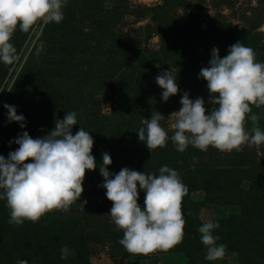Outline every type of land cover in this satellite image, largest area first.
I'll return each mask as SVG.
<instances>
[{"label": "rangeland", "instance_id": "374dc122", "mask_svg": "<svg viewBox=\"0 0 264 264\" xmlns=\"http://www.w3.org/2000/svg\"><path fill=\"white\" fill-rule=\"evenodd\" d=\"M185 12L191 14L193 19L185 23L169 42V46L184 54H178L179 59H176L177 56H172L171 52V58L162 56L160 60L156 57L153 60L152 52L162 50L161 31H169L172 17L183 19ZM63 17L60 23H51V27L50 23L36 25L28 32L17 30L12 35L13 39L18 34L20 39L18 43L11 39L15 59L8 64L0 63V155L7 158L8 152L18 147L9 142L22 131H27L32 138L39 137V133L34 136V129L44 130L43 119L49 115L45 104L51 105L53 101L51 91L53 93L61 85L63 92H81L84 96L83 106L99 107L101 111L102 118L98 124L103 125L104 137L101 140L99 137L94 138L95 148H105L109 154L114 149L116 152L120 149L117 167L110 172L116 173L122 167H128L138 172L156 174V166H168L169 156L172 158L175 153L181 154L184 162L176 171L182 182L189 186L182 200L186 207L181 209L185 219L183 239L167 250H156L148 254L127 252L118 243L122 231L107 215L112 202L102 198L105 197L103 192L101 195L97 192L102 189L98 185L102 184L103 178L99 169H94L89 175L94 177L92 181H97V184L84 183L85 189L78 200V203L87 201L84 210L78 203H74L66 213L53 210L42 216L37 223L25 221L22 225H15L8 223L9 209L5 201L0 200V264H18L21 259L27 260L28 264H242V261L246 264H264V252L258 251L264 240V145L246 146L239 152H222L212 147L201 151L189 146L185 151L178 152L172 142L168 141L165 147H157L150 153L136 134L142 126L141 120L158 111L163 115L159 122L161 127L168 136L172 135L174 114L171 113L181 107L179 82L186 85L191 83L188 82L190 78L193 81L195 75L198 78L200 69L208 66L213 46L222 57L227 55L230 45L241 41L255 55L264 57V0H67L63 7ZM198 24L208 30L217 27L221 36L201 41L199 34L195 33L199 29ZM235 29L243 32L240 37L234 34ZM70 31L75 32L74 36L79 35V32L84 36L79 35L76 40L66 44V34ZM112 40L121 44L119 52L115 54L108 49ZM128 50L130 54L124 53ZM140 51L147 57L150 67L138 61ZM94 54L97 55L94 57ZM255 58L264 62L261 58ZM70 59L81 66L82 70L91 71L94 76L92 86L88 81H76V74L80 76L81 69L75 72L72 82L71 79L65 80L68 78L67 73L62 75L63 72L58 69L62 65L68 67L69 64L65 62ZM125 61H135L154 80L161 71L170 67L173 73L177 72V94L164 102L161 100L162 89L157 84L154 90L144 83L134 87L124 86L120 79H115L111 84L106 80L111 65L116 66V78L126 73V66L121 67L123 63L126 64ZM187 62L193 65V72L188 73L184 64ZM180 65L182 71H185L184 75L179 73ZM104 70L107 73L102 89L101 85L98 86V78ZM23 85L25 88L20 99L13 100L11 95ZM122 86L126 89H120ZM193 90L185 91L190 99L197 96L203 98L206 110L218 106L210 101L206 81L202 78H199ZM146 92L149 93L145 99L148 105L142 106L144 101L140 98ZM5 103L14 105L17 114H23L24 129L17 122L6 121ZM252 112L260 117L258 127L264 130V106H252ZM39 115L41 118H38ZM128 120L132 123L127 124ZM245 127L251 129V122L246 121ZM77 130L78 126L73 125L72 134ZM131 138L134 143H128ZM128 145L139 148L134 149L133 153L125 151ZM124 154L132 162L122 163L120 160ZM199 169L203 173L200 171L198 175H192L191 170L197 172ZM93 188L95 197L89 192ZM143 197L144 193L138 189V203L141 205ZM98 202L101 204L98 205ZM209 220L219 223L222 237L227 241V244L224 242L223 257L216 261L205 260L203 244V250L193 255L187 253L193 247V239L196 244L201 242L196 239L200 237L197 229ZM258 221L263 223L259 224ZM257 222L260 226L255 224ZM59 226V233H66L67 241L70 240L68 233L81 234L78 259L75 254H71L73 251L62 260L60 256L52 255L42 247V243L48 240L46 236L52 233L55 235ZM258 232L262 233V237L257 241L255 234ZM64 246V243L58 244L59 249Z\"/></svg>", "mask_w": 264, "mask_h": 264}, {"label": "clouds", "instance_id": "9594fccd", "mask_svg": "<svg viewBox=\"0 0 264 264\" xmlns=\"http://www.w3.org/2000/svg\"><path fill=\"white\" fill-rule=\"evenodd\" d=\"M67 0H0V63L15 59L11 43L15 31L28 32L36 25L60 23ZM207 67H202L198 78L206 81L210 110L204 99H190L187 91L180 97L178 111H174L171 124L173 133L168 136L160 125L162 114L152 112L141 120L136 134L150 151L163 148L171 141L176 151L189 146L207 151L209 147L222 152H239L246 146L264 145V130L258 127L260 117L252 106H264V62L257 61L254 51L238 41L230 45L227 55L219 56L213 46ZM176 73L161 71L155 83L162 89L161 100L166 102L177 94ZM6 121L17 122L25 128V117L17 114L16 107L5 103ZM251 122V129L245 127ZM77 113L67 111L63 119H55L54 127L42 137L32 138L22 131L14 140L18 147L9 151L7 158L0 155V200L9 209L8 223L22 225L25 221L37 223L53 210L68 212L78 203L83 191L85 170L99 169L103 177L105 197L112 202L107 213L110 221L122 231L118 243L129 253L148 254L167 250L183 239V197L188 188L173 168L162 165L157 173H145L128 167L118 172L108 170L112 161L108 153L101 154L97 163L91 154L93 138L82 127L72 134L77 125ZM27 161V162H26ZM138 189L144 193L143 204L138 203ZM87 201L78 204L84 210ZM215 220L198 227L200 241L205 247V260L216 261L223 257L225 245L218 243ZM71 250L60 249V259H66ZM18 264H28L21 259Z\"/></svg>", "mask_w": 264, "mask_h": 264}, {"label": "trees", "instance_id": "16d2710c", "mask_svg": "<svg viewBox=\"0 0 264 264\" xmlns=\"http://www.w3.org/2000/svg\"><path fill=\"white\" fill-rule=\"evenodd\" d=\"M105 15H106V13H105ZM192 19L193 18H191V14H188V13L185 12L183 19H178L177 17L174 16L171 19V20H173V22L168 21V23L170 22V25H171V28H169V31H161V33H162L161 34V39H162L161 48H162V50L154 51V52L149 51V52H152L153 60H154L155 57H156L157 60H160V58L162 56H165L167 58H171V52H172V56H177L176 59H179V55L178 54H184L182 52L178 53L177 49L169 46L170 45L169 42H170V38L176 37V35H177L176 33L179 32V29L185 23L191 21ZM49 25L51 27V23ZM199 26H198L199 29L197 30L198 32L196 31L195 33L199 34V36L201 37L200 38L201 41L211 40V39H214V38L217 39V38H219L221 36L220 31L216 30L217 27H213V28H210V30H208V29H203L201 26L200 27ZM234 31H235L234 34H236L238 37H240L241 34L243 33V32L238 31L237 29H235ZM74 33H73V31H70L69 33L66 34L68 36L66 44H69L70 40H76L79 37V35L84 36L82 32H79L80 34L76 35V36H74ZM12 41H15L17 43L20 42L19 35L17 34L12 39ZM71 45L73 47L75 46V44H73V43ZM99 47L104 49L103 46H99ZM99 47H95V49L99 48ZM120 47H121V44L118 41L114 42L112 40L111 44L108 46V49L111 50L110 52H112V54H115V53L119 52L118 50L120 49ZM163 47H164V49H163ZM129 52L130 51L128 50V52L125 51L124 53L127 54ZM141 53L143 54V52L140 51V53L138 55V61L142 62L146 67H148L149 64L147 63V60H146L147 57H144ZM96 55L97 54H94L93 56L95 57ZM224 56L225 55H223L222 57H224ZM255 56L257 57V59L261 58L262 60H264V57L262 58V57H258L257 55H255ZM125 62H126V64L123 63L121 65V67L123 66V68L126 66V68H125L126 73L125 74H122V75H120V76L115 78V76H116L115 75L116 74V72H115L116 66L112 64L111 65L112 68H110V71H109V73H108V75L106 77V80L109 81L112 84L115 79L116 80L120 79L122 85L125 84L126 86L128 85L129 87H131V85H132V87H134V85H141V84L144 83V84H146V86H149V88H151L152 90L155 89V84L156 83H155L154 77H152V75L150 73L144 72L141 69V67H138V65L135 64V61H132L131 63H128L127 61H125ZM65 63L69 64L68 67H66L65 65H62V67L59 68L58 70H59V72H63L62 75H66V73H67L66 77H68L69 79L67 78L65 80L67 81V80L71 79L70 82H72V80L74 79V76H75V72H77V70H79V69L82 70V68H81V66L77 65V63H73L72 59H70L68 62H65ZM184 64L187 66L186 69L188 70V73H190L191 71L192 72L194 71L192 64H190L188 62L184 63ZM181 67H182L181 65H180V67H178L179 68V73L181 75H184L185 71H182ZM131 72H132L131 76L128 75ZM105 73H107L106 70L101 72L100 76L98 78V80H99V85L98 86L101 85L102 89H103V86L105 84V78H104ZM109 74H111V75H109ZM76 76L78 77V79L76 81H84L85 83H86V81H88L89 85L92 86L94 76L91 73V71L82 70L81 71V75L78 76L76 74ZM195 78H196V75H195ZM195 78L193 79V81L191 80V78L188 80V82H191V83H187V84H189V86L187 84L185 85V83H183L182 81L179 82L180 83V87H181L180 91L182 93L185 90L195 91V90H193L194 86L199 82V78H196V79ZM100 80H101V82H100ZM134 82H138V83L141 82V83H139V84L135 83L134 84ZM196 87H199V86H196ZM24 88H25V85H23L22 87L19 86L16 89L15 94L11 95L12 99L15 100V101L20 99V97H21L20 94H21V92H23ZM120 89L123 90V89H126V87L122 86ZM182 93H181V95H182ZM148 95H149V93L146 92V93H144V97L140 98L141 100L144 101V104H143V102L141 103L142 106H144V105L147 106L148 105L147 103H145L146 96H148ZM50 96L53 98V101H52L51 105H48L47 103L45 104L47 106V108L49 109V112H48L49 115L46 114L48 116L43 119V121L45 120L44 124L42 125L44 127V130L40 131V130H37L35 128L34 129V136L37 133H39V137L44 136L45 134H47V132H49L54 127V120L55 119H57V118L63 119V117L65 115V112H67V111H75L77 113V121H78L77 126H78V129H79V127H82L85 131H89V135L92 136L93 141H94L91 154L95 157V160L97 161V163H100L101 162V154L105 153V152L108 153V150L105 149V148H102V149L101 148H95L96 147L95 146L96 145V140H94V138L95 137L96 138L99 137L100 140H101V137H104V135H103L104 134L103 125H99L98 124V121L102 118L100 108L99 107H94V108L90 107L89 108V107L83 106L82 105V100L84 99V96H83V94L81 92H76L75 93L72 90L69 91V92H63L61 85L55 91H53V93L51 91L50 92ZM38 118H41L40 115L38 116ZM38 118H36L35 120H37ZM47 118H50V120H47ZM131 123H132V121L128 120L127 124H131ZM130 142L134 143V139L133 138L129 139L128 143H130ZM138 148L139 147H136V146L132 147V146L128 145V146H125L124 150L125 151H132V153H133L134 149H138ZM119 150L116 152V149H114V151H112L110 154L108 153L110 155V158H111V161H112V163L109 166H107L109 171L114 170L117 167V161H118V158H120L119 157ZM132 153H131V155H132ZM169 158L170 159L168 161H170V165H168V166L170 168H173L174 170H177V169H179V167H181L183 165L184 161H183V158H182L180 153H175L174 156H172V158L170 156H169ZM120 161L122 163H123V161H125V163L132 162V160L130 161V159L126 158L125 154H124L123 159L120 160ZM138 161L140 162V159ZM159 167L156 166L155 167L156 170H158ZM95 169L98 170V168H95ZM93 171H94V169L93 170H85L84 179L82 181V187L84 186L83 190L85 189L86 183L89 184V185H92V183L97 184V181H92V178H94V177L89 175L90 173H93ZM200 171H201V173H203V171L200 170V169L197 172H194V171L192 172V170H191V173H192V175H194V174L198 175ZM84 183H85V185H84ZM93 190H94V188L92 190H90L89 192H90V194L92 193V197L93 196L95 197V193H94ZM97 192L99 193V195H101L102 192L103 193L105 192V190L102 188L100 191H97ZM102 198H106V197H102ZM99 204H101V203L98 202V205ZM98 205H96V206H98ZM96 206H95V208H96ZM182 208H184L183 204L181 205V209ZM258 222H259V224L263 223V221H258ZM258 222L255 223V224L260 226L258 224ZM74 223L76 224L77 221H75ZM28 228H29V226H28ZM230 230H231V227H230ZM59 232H60V226H59L58 231H57V233L55 235H54V233H52L53 235L46 236L47 239H48L47 240L48 243L47 242L42 243V247L45 248L46 250H48L50 252V254L60 256L59 255L60 254V249L58 248V244L59 243H64L65 246L68 244V248L71 250V252L73 251L71 254H75V258L78 259L77 251H79L78 247H80V243H81V241H80L81 234L80 233H76V232L74 234H71V232H70V233H68V238L70 240L67 241V234L65 233V234L61 235V233H59ZM232 233L234 234V232H232ZM47 234H49V233H47ZM215 234L219 236V241H218L219 243H223L224 244V242H226V244H227L226 238L222 237L223 231H221L220 227L218 229H215ZM261 237H262V233L258 232V233L255 234V238H256L257 241ZM196 239H198L197 241H200V237H196ZM192 246L194 248L190 247L188 249V251L186 250L187 253H189L190 255L195 254L196 251L203 250V249H201L203 247L202 243L198 242V244H196V243H194V239L192 240ZM195 248H197V249H195ZM258 251L264 252V240H263V244H262L261 248ZM80 257H81V255H80ZM242 264H246L245 261H242Z\"/></svg>", "mask_w": 264, "mask_h": 264}]
</instances>
